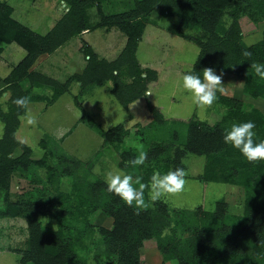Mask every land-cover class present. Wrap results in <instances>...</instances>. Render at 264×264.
Listing matches in <instances>:
<instances>
[{"label": "trees", "instance_id": "obj_1", "mask_svg": "<svg viewBox=\"0 0 264 264\" xmlns=\"http://www.w3.org/2000/svg\"><path fill=\"white\" fill-rule=\"evenodd\" d=\"M103 1L66 0L71 10L64 12L47 33L41 34L14 17L15 8L9 0H0V54L11 43L26 50L23 58L0 80V96L9 94L7 108L0 103V120L6 124L0 137V193L4 202L0 205V219L27 220V244L17 249L21 254L19 263L157 264L141 257L144 241L155 238L163 255L160 264H264V161L249 163L239 150L224 142V135L233 124L249 121L256 125L255 142L264 141V113L245 99L217 92L215 103L224 112L213 123L193 116L189 120L169 119L148 99L153 118L145 126L136 123L133 136L124 123L106 129L87 111L80 118L98 131L106 144L114 146L118 166L134 178L141 176L144 183L150 182L154 171L166 174L186 168L184 160L189 154L204 155L205 170L195 177L204 182L244 186L242 215L225 212L224 200L217 201L214 210L203 209L202 205L188 210L170 208L166 202L158 201L136 215L132 207L108 192L104 178L88 179L85 172L90 167L63 152L55 136L48 134L41 138L39 146L45 152L41 157H32L33 147L16 137L25 110L13 101L32 93L37 86L53 91L51 97L43 91L35 95L37 100L48 99L46 105L69 91L74 82H80L84 91L90 85L104 86L111 81V94L125 106L147 97L145 92L159 74L153 67L140 63L137 51L147 25L158 23L161 18L171 19L165 27L169 32L199 45L191 72L201 79L203 69L209 67L244 78L253 63L264 64V37L247 44L240 24L243 16L255 23L264 21V0H134L123 11H107ZM94 8L99 18L92 21ZM101 27L108 31L116 27L127 36L117 57H101L90 44H84L87 63L66 81L34 69L42 55L55 52L73 36ZM245 51L252 55L245 57ZM113 70L118 74L113 75ZM81 94L74 95L78 105ZM243 95L264 99V80L256 74L245 78ZM136 136L139 142L134 144ZM18 148L21 153L13 155ZM140 150L147 151L148 159L145 165L134 168L129 162ZM42 170L46 176L40 177V191L55 187L56 199L50 202L12 199L15 172ZM66 180L69 188L64 189ZM145 199L148 201L147 190ZM98 210L113 219L111 228L90 222V215ZM164 229L170 235L162 238ZM183 232L187 235L183 236Z\"/></svg>", "mask_w": 264, "mask_h": 264}, {"label": "rangeland", "instance_id": "obj_2", "mask_svg": "<svg viewBox=\"0 0 264 264\" xmlns=\"http://www.w3.org/2000/svg\"><path fill=\"white\" fill-rule=\"evenodd\" d=\"M9 2L15 8L14 17L41 34L48 32L64 13L60 8V0H9ZM103 3L107 11H123L132 6L134 0H104ZM96 12V8L91 9L92 21L99 18ZM170 21V18H161L158 23H150L146 27L137 51L138 59L143 66L156 69L159 76L149 85L152 95L129 104L137 102L135 107L125 106L111 94V81L104 86L90 85L88 90L84 89V91L81 89L80 82H74L71 89L60 95L51 105H46L48 99L37 100L34 97L42 91L43 93L48 92L47 96L51 97L53 96L52 90L49 92L43 88L44 86H37L32 93L28 92L27 97H30V107L37 123L32 126L22 121L15 135L19 140L33 147L32 157L44 155V149L40 148L39 142L44 135L50 134L60 141L63 152H68L85 166L90 167L85 172L88 179L92 180L97 176L104 178L103 174L114 168L126 173L118 166V153L114 146L106 144L98 131L91 128L84 120H80L83 112L86 111L104 128L105 125L110 128L118 123H124L131 129V136L135 135L136 123L140 122L145 126L153 118L149 110L148 99L157 105L169 119L189 120L193 116L210 123L219 120L224 112L221 106L214 102L210 108L201 110L194 105L191 93L183 88L182 77L192 69L198 58L200 47L194 41L169 32L165 27ZM240 24L247 44L256 43L264 37V21L255 23L249 17L243 16ZM126 39L127 36L116 27L110 31L101 27L76 35L55 52L42 55L34 65V69L64 82L71 74L81 72L87 63L82 50L84 44H90L100 53L101 57L113 59L122 50ZM25 53L26 50L16 43L5 45L4 51L0 54V80L7 76ZM215 73L221 75L222 72L215 71ZM254 75L253 68L244 78L223 73L224 92L222 94L243 98L249 102L248 104L264 113L263 98H249L243 95L245 78ZM1 84L3 88V82ZM80 93H82L81 103L78 105L74 95ZM4 96L6 97L0 96V103L3 108H7L9 94L6 92ZM0 122L6 125L4 120ZM4 131L5 127L0 131V137ZM138 140L137 137L134 144H137ZM21 151L22 149L18 148L13 155ZM184 161L186 163L184 169L188 173L185 190L177 196L162 198L160 201L166 202L170 208L188 210L202 205L203 209L214 210L216 202L224 200L226 201L225 212L234 215L244 213L246 197L244 186L216 181L204 182L196 178L197 174L205 170L207 158L204 155L189 154ZM97 164L101 169L99 175L93 171ZM45 176L46 172L43 170L38 173L37 171L24 174L21 171L15 172L12 176V199L17 200L23 197L38 201L46 200V202L56 199L58 196L55 187L45 188L44 192L40 191V177ZM68 184L66 180L62 187L67 189ZM3 204V194L0 193V205ZM90 222L111 228L113 219L98 210L90 215ZM27 226V220L23 217L0 219V264H20L21 254L17 249L27 244ZM182 235L186 236L187 232H183ZM141 257L143 261L150 263L160 264L163 261V255L159 251L155 238L144 241ZM168 264L175 263L168 262Z\"/></svg>", "mask_w": 264, "mask_h": 264}, {"label": "clouds", "instance_id": "obj_3", "mask_svg": "<svg viewBox=\"0 0 264 264\" xmlns=\"http://www.w3.org/2000/svg\"><path fill=\"white\" fill-rule=\"evenodd\" d=\"M60 8L63 12L70 11V6L66 0H60ZM245 57H250L251 52H243ZM251 67L255 74L264 80V64L253 63ZM117 70H113V75H117ZM222 75H217L213 68L203 69V79L200 76L192 74L191 70L188 74L183 75V88L191 93L193 103L201 110L210 108L218 99L217 92L223 93L224 87ZM6 95V94H5ZM152 95L151 90L145 92L144 96ZM18 107L25 110L24 115L20 119L26 122L27 125L35 126L37 123L36 117L32 114L30 107V97H19L13 101ZM137 103V102H136ZM136 103L129 105V108L135 107ZM5 127L3 122H0V131ZM256 125L249 121L240 124H233L231 129L226 131L224 142L232 145L235 149L245 157L249 163H259L264 161V141L255 142ZM107 129V125H105ZM148 159V153L145 150H140L139 154L129 163L135 168L145 165ZM93 171L98 175L101 174L100 165L97 164ZM107 183V190L118 196L128 207H132L136 215L148 210L152 204L160 201L162 198L177 196L185 190L187 184L186 177L188 175L184 168H176L170 170L166 174H161L160 171H154L150 177L149 183H144L141 176L126 174L119 169H112L103 174ZM147 190L148 201L145 199ZM162 238L170 235L168 229L162 232Z\"/></svg>", "mask_w": 264, "mask_h": 264}, {"label": "crops", "instance_id": "obj_4", "mask_svg": "<svg viewBox=\"0 0 264 264\" xmlns=\"http://www.w3.org/2000/svg\"><path fill=\"white\" fill-rule=\"evenodd\" d=\"M15 11V10H14ZM47 33V32H46ZM86 33V32H85ZM84 34V33H83ZM125 45V44H124ZM83 47V46H82ZM97 51V50H96ZM98 52V51H97ZM99 53V52H98ZM100 54V53H99Z\"/></svg>", "mask_w": 264, "mask_h": 264}]
</instances>
